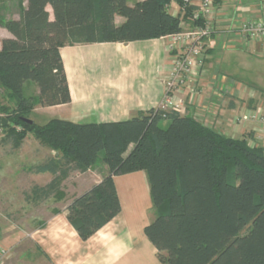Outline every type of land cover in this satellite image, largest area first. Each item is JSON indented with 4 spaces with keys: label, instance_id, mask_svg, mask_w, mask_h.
Here are the masks:
<instances>
[{
    "label": "trees",
    "instance_id": "1",
    "mask_svg": "<svg viewBox=\"0 0 264 264\" xmlns=\"http://www.w3.org/2000/svg\"><path fill=\"white\" fill-rule=\"evenodd\" d=\"M186 1L26 0L18 19L0 15V29L11 35L0 41V90L11 105L0 107L6 114L0 128L13 149L30 134L57 153L32 169L52 175L46 186L33 189L42 199L71 173L85 174L102 155L107 174L65 208L81 241L120 214L114 177L141 172L154 211L143 234L161 264H264L262 147L250 148L246 139L226 137L175 111L155 109L104 124L52 119L38 125L30 119L35 108L70 103L62 47L178 34L182 22L193 26L194 7ZM171 3L179 7L176 16L168 12ZM116 17L124 22L116 24ZM27 83L37 86V96L25 95Z\"/></svg>",
    "mask_w": 264,
    "mask_h": 264
},
{
    "label": "crops",
    "instance_id": "2",
    "mask_svg": "<svg viewBox=\"0 0 264 264\" xmlns=\"http://www.w3.org/2000/svg\"><path fill=\"white\" fill-rule=\"evenodd\" d=\"M214 2L215 48L207 51L204 74L197 87L199 94L192 102L187 101L181 115H189L226 137L249 141L259 124L239 117L258 109L264 112V57L260 55L264 43H241L228 31L235 22L254 15L258 0ZM168 12L176 16L179 7L171 3ZM123 22L124 19L120 24ZM5 38L11 35L6 32ZM60 57L70 103L35 108L30 116L38 125L52 119L75 124L123 122L157 109L164 97L163 76L171 60L165 38L128 44L65 46L60 49ZM224 58L227 67L231 61L245 65L241 72L245 71L247 76L236 77L222 70ZM246 86L253 90L247 95L243 90ZM27 88L31 89L30 93ZM25 92L37 96L38 88L27 83ZM36 119L43 121L37 123ZM106 174L107 168L100 170L87 188L72 194L70 201L99 183ZM40 175L49 178V182L52 179L48 173ZM114 184L121 212L89 240L83 242L78 238L66 220L64 208L25 236L15 232L0 238V247L10 251L28 238L49 264H161L143 234V228L154 218L148 217L152 208L144 174L114 177Z\"/></svg>",
    "mask_w": 264,
    "mask_h": 264
},
{
    "label": "rangeland",
    "instance_id": "3",
    "mask_svg": "<svg viewBox=\"0 0 264 264\" xmlns=\"http://www.w3.org/2000/svg\"><path fill=\"white\" fill-rule=\"evenodd\" d=\"M20 2L22 7L26 6V0H0V15L6 19H18ZM46 10L51 17L50 8L47 7ZM121 22V18H115L116 24H120ZM181 29V33H187L192 29V26H187L184 23V25L181 26ZM191 31H193V29ZM5 35L6 31L0 29V41L6 39ZM165 43L167 48L169 40L166 37ZM170 59L169 66L173 61V58ZM231 62L232 64L229 63V67H227L226 59L224 58V61L221 64L222 70L227 73L229 72V74L235 75L236 77L239 76L245 78L247 73L245 71L241 72L244 70L245 65L237 63V61ZM204 64L205 62L201 67L203 74ZM169 66L163 76L164 85L166 79L171 73ZM203 74L200 79L203 77ZM200 79H197L195 90L192 89L194 97H197L199 94L197 87L198 83H200ZM186 86L182 88L183 93L178 96L184 101V106L188 104L187 101L191 99L194 100V97L192 98V95L188 93ZM27 90L28 93L31 92L30 88H27ZM243 90L245 91V95H247L249 91L250 93L253 91L251 87L247 86L244 87ZM28 93L25 92V95ZM4 95L5 94L0 90V107H11L10 102ZM0 117H6V114L0 112ZM32 118L33 117L30 116L31 120ZM42 121L43 119H36L37 123H41ZM160 126L166 128L168 123L163 121L160 123ZM4 136V131L0 128V238L9 236L15 232H22V236L23 234L25 236L32 230L39 228L41 224L45 223L54 213L66 208V206L73 200L70 201L73 193L81 192L84 188H87L90 184V180H92L93 177L97 178L96 174L99 173L100 170L106 169L102 163V155H100L94 166L95 169L84 175L77 172L71 173L67 179L59 184L55 194L50 195L47 199H42L41 196L34 193L33 189L35 186H46L49 183V178L47 179L46 176L40 174H34L32 169L36 165L50 159L49 155L56 157V152L42 146L40 142L35 140L30 134L26 135L20 147L13 149L10 144L4 141ZM262 147L264 149V146ZM152 211L148 214L149 218L154 217V211ZM149 222H151V220H149ZM4 251H6V255L3 259V264H49L43 256L40 255L36 247L28 238H24V240H22L13 250Z\"/></svg>",
    "mask_w": 264,
    "mask_h": 264
},
{
    "label": "built area",
    "instance_id": "4",
    "mask_svg": "<svg viewBox=\"0 0 264 264\" xmlns=\"http://www.w3.org/2000/svg\"><path fill=\"white\" fill-rule=\"evenodd\" d=\"M186 4L194 7L189 18L190 23L193 24V31L190 29L191 32H180L166 37L169 40L167 49L173 61L169 66L170 76L165 81L163 100L157 108L164 113L175 111L181 114L186 110L184 101L178 96L183 93L182 88L187 85L188 93L192 95V98L194 97L192 91L195 90L197 79L199 80L203 74L201 67L206 60L207 51L215 48V42L212 41L217 28L214 0H188ZM253 14L251 18L235 22L234 27L228 31L241 43H264V0H258V7ZM184 23L182 22L181 26ZM260 55L264 57V45ZM239 118L259 124V127L253 131V139L247 141V145L250 148L262 147L264 143L263 112L258 109ZM5 255L6 251L0 247V264H3Z\"/></svg>",
    "mask_w": 264,
    "mask_h": 264
},
{
    "label": "water",
    "instance_id": "5",
    "mask_svg": "<svg viewBox=\"0 0 264 264\" xmlns=\"http://www.w3.org/2000/svg\"><path fill=\"white\" fill-rule=\"evenodd\" d=\"M30 122V121H29Z\"/></svg>",
    "mask_w": 264,
    "mask_h": 264
}]
</instances>
